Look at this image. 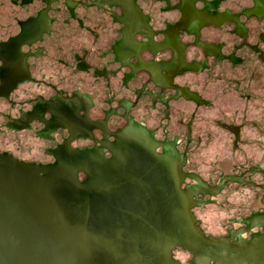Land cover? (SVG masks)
<instances>
[{
    "label": "water",
    "instance_id": "water-1",
    "mask_svg": "<svg viewBox=\"0 0 264 264\" xmlns=\"http://www.w3.org/2000/svg\"><path fill=\"white\" fill-rule=\"evenodd\" d=\"M0 264H264V0H0Z\"/></svg>",
    "mask_w": 264,
    "mask_h": 264
}]
</instances>
